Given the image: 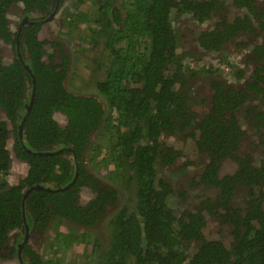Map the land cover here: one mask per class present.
<instances>
[{
    "label": "trees",
    "instance_id": "trees-1",
    "mask_svg": "<svg viewBox=\"0 0 264 264\" xmlns=\"http://www.w3.org/2000/svg\"><path fill=\"white\" fill-rule=\"evenodd\" d=\"M81 1H67L62 9L64 0H0V112L12 124L0 120V244L9 229L18 232L15 244L24 236L23 188L70 185L77 169L68 189L33 190L25 199L30 233L42 235L57 219L55 245L82 244L90 264H264V157L256 163L253 147L245 149L252 134L264 151V56L249 74L231 69L234 83L219 74L224 61L210 59L229 41L231 25L219 20L211 30L200 27L214 14L225 16L220 0H100L94 6ZM18 2L29 20L22 27L21 20L8 18ZM54 11L101 72L98 96L64 85L66 47H52L54 53L46 55L38 36ZM99 43L103 48L94 50ZM199 72L208 77L196 100L190 88L199 85ZM95 132L100 150L90 141ZM171 136L194 141L202 162L180 187L158 177L156 169L195 162L169 145ZM60 147L65 149L33 153ZM13 159L29 166L10 185L6 175ZM86 159L103 163L107 181L85 169ZM223 165L232 169L221 172ZM116 183L135 198L123 201ZM82 186L94 194L84 205ZM64 220L81 230H58ZM100 224L110 229L106 250L89 240ZM53 247L43 257L34 253L31 264H57Z\"/></svg>",
    "mask_w": 264,
    "mask_h": 264
},
{
    "label": "flooded vegetation",
    "instance_id": "flooded-vegetation-1",
    "mask_svg": "<svg viewBox=\"0 0 264 264\" xmlns=\"http://www.w3.org/2000/svg\"><path fill=\"white\" fill-rule=\"evenodd\" d=\"M74 1L77 2L78 0H68L69 4L73 3ZM99 1L100 0H84V1L82 0L81 2L85 3V5L87 4V5L94 6V5H98ZM197 1H202V0H197ZM204 1L209 3L210 1L212 2L213 0H204ZM68 2L64 0L62 9H66L65 7L68 4ZM220 2L224 5L225 16H222L220 14L212 15V17L206 20L203 24L200 23L203 25L200 27V30L201 32H203V31H208V30L215 28V25L216 23L219 22V20H223L225 23L230 24L231 26L229 28V32L232 33V36L229 35L228 36L230 37L229 41L224 43L223 46L220 48V50L215 53H220L222 58H224V55H225L224 62L228 65H230L231 63L230 56L231 55L237 56L239 64H242L243 66L242 69H244L245 72L249 74L253 72L256 61H259V59H261V57L264 56V0H245L244 4H237L234 0H220ZM59 14H60V11L59 12L54 11V16L51 19V22L49 23L48 26L45 27L43 34L38 36V38L40 40L45 41L44 45H45V49L47 50L46 55H48L49 53H54V51L52 50V47L59 48L62 46L61 49L63 50H65L66 48L68 49L69 68L67 69V72L65 73L64 85L68 87L69 89H71L70 85H68V80L71 79L70 66H71V61H72V57L69 53V50L73 48L68 46V44L66 45L64 43V41L62 40L61 33L58 32V30L60 31V26L57 29L58 24H56L54 19ZM8 18H9V21H15V22H18V24L21 20V23H20L21 27L26 22H29V20H27L26 17L22 18L21 2L20 3L18 2L12 6L8 14ZM11 31L14 32L16 31V29H13ZM44 33H45V36H43ZM65 35L68 37L67 34ZM102 48H103V44L99 43L95 45L94 50H101ZM78 49H81L80 46H78ZM224 49H227L228 51L224 52ZM82 53L83 52L81 51V55ZM90 55H91V52H90ZM79 56L80 55L78 54L77 55L78 61H80ZM45 58L46 57H44V59ZM84 58L90 61L89 58L87 57H84ZM240 68L241 67H239V69ZM26 70L29 73H31V75L33 74L30 71L28 66ZM32 77L34 81V76ZM230 82L234 83V80L230 79ZM90 84L94 85V81L90 82ZM33 90H35V85L33 87ZM73 92L77 94L98 96L97 92L94 94H90V93L88 94L86 92H78L75 90H73ZM33 95H34V92H32L30 103L27 106V112L30 110V107L33 101ZM24 119L25 118H23V121ZM0 120L8 121L9 127L12 128V124L10 120L7 118L6 114L3 111L0 112ZM23 121L18 126V134H19L20 140L22 139V135H23L22 133ZM98 135L99 133L95 132L94 135L91 136L90 141L92 144L97 143L102 146L103 143L99 141ZM10 137H11V140L7 142V147L9 149L12 147L11 145L14 141L13 135H10ZM169 140H170L169 145L173 146L175 149L180 151V154L182 156H186V158L195 161L194 164L188 165L186 168L181 167L180 163L182 162L177 163L176 165H173V166L157 165L156 169H157L158 177L161 176L168 181H172L176 187H180L189 178L199 173L202 167V162L200 159L201 157L199 156V153H197L194 149V141L192 140L183 141L181 139L174 138L173 136H171ZM247 141H246L245 149L249 150L250 143ZM102 148L103 146L100 147L98 150ZM63 149H65V147H60L56 150L44 152V153H41V152L39 153L33 152V153L37 155L53 154L55 152H61ZM11 153L12 152H10V155L12 156V158H15ZM263 153L264 151H262V154L258 156V158L256 159V163H259L261 159L264 157ZM28 166L29 164L26 163L24 160L18 161L15 159L14 162L10 165L9 173L6 175V180L8 184L10 185L18 184L19 181L26 175ZM84 166H85V169L90 174H92L94 177L102 181H107L106 180L107 171L103 163L94 165V162L92 163L91 161H89V159H86ZM77 175H78V171L76 169L74 173V177L70 182V185L76 181ZM169 175L175 176L176 179L172 180L171 176ZM70 185L68 184V185H65L64 187H53V186H44L41 184H35V185H31L29 187H25L22 189V192H23L22 193V218L25 224L24 225L25 232L23 234L24 236L20 242H16L15 244L14 242L18 234L17 230L9 229L7 231L6 235L8 239L5 241V243L0 244V264H31L34 253L43 257L45 254H47L50 251V247L53 244L55 246L53 238H54V233L56 229H54L53 224H55V221L57 219L51 222L52 225H50L42 235L35 231L30 233V230L27 227L28 225L26 222V211H25L24 203H25V199L31 194L33 190H46V191L55 192V191L66 190L70 187ZM81 189L82 190L80 191L79 201L81 205H84L88 200H90L94 196V194L90 191L88 186H82ZM130 196L132 198H135L134 191H132V194ZM58 221L62 222V220H58ZM60 224L62 223H59V226H57L58 230L64 229V226H69V225H70V228L76 229V226L74 224H70L69 222L65 220L61 226ZM105 227L107 229V235H108L107 238L110 240V229L107 226ZM26 245H28L29 247L27 248L29 252H26V250L24 249ZM108 246H107V249H108Z\"/></svg>",
    "mask_w": 264,
    "mask_h": 264
},
{
    "label": "rangeland",
    "instance_id": "rangeland-1",
    "mask_svg": "<svg viewBox=\"0 0 264 264\" xmlns=\"http://www.w3.org/2000/svg\"><path fill=\"white\" fill-rule=\"evenodd\" d=\"M68 1V0H66ZM71 2V1H69ZM67 7V5H66ZM55 22L56 24H58L57 29L59 28V26L61 27V30L58 32L61 33L62 35V40L64 41V43L68 46H70L73 49L69 50V53L72 57V61H71V66H70V75H71V79L68 80V85H70L71 89L78 91V92H86V93H90V94H94L96 93V87H95V81H97L98 79H100V71L96 70V65L91 62L88 61V59L84 58L87 57V53L82 51V55H81V50L78 49V43H80L81 41H79L78 38V34L73 31L72 34H67L65 31H69L70 28L68 27H62L60 24L61 21V15H57V17H55ZM190 24L192 27H196L198 25L193 24L190 20H189ZM56 29V28H55ZM54 29V31H55ZM67 34L68 37L65 35ZM228 48V47H227ZM229 49V48H228ZM228 51L227 49H224V52ZM80 55V61H78L77 55ZM93 55H96L92 53ZM212 55L214 56V58L210 59L211 61H214L215 64L220 63V61H224V58H222L220 53H212ZM99 57V54H97L96 56ZM230 65L223 63V65L225 66L224 68H221V71H219V74L222 75L223 77H225V79L230 80L233 79V77L231 75L234 74V70L231 71V69H235L236 67H243L242 64H239L238 61V57L235 55H231L230 56ZM227 68V69H226ZM244 70V69H243ZM203 72H199L198 77L195 78V80L199 79V81H197L196 86H191L190 91L192 92L194 98L197 100L200 98L201 96V92H205L204 91V87L207 86L204 84V79H207V75L202 74ZM94 81V85L90 84V82ZM209 90V89H208ZM207 90V92H208ZM250 137L248 138V141L250 143V146L253 147V153L255 156H260L262 154V148L257 147L254 145L253 140L255 139V136L250 134ZM258 136H260L258 134ZM232 169V166H227V165H223L221 168V172H227L228 170ZM171 176L172 180H175L176 177L173 175H169ZM119 191L121 193V198L123 201H125L127 196H130L132 194V192L130 190L124 189L119 183H116ZM100 224L99 226H97L96 228H94V231L91 233V236L89 238V240L92 241H96L99 246L100 249L103 248L104 250L107 249V246L109 244V239L107 238V229L106 227ZM64 228L67 230L68 228H70L69 226H64ZM75 229V228H73ZM77 230H81V227H76ZM212 235V234H210ZM59 245H55V247H53V250H55L57 253H55V255L59 254V259L57 261V264H90V260H86L82 254L84 253L81 246L82 244H80V247L77 246H71V247H67V245H64L62 242H58ZM49 249V247H48ZM85 249H87V247H85ZM89 253V248L87 250H85V254ZM98 262V261H97ZM93 264H99L94 262Z\"/></svg>",
    "mask_w": 264,
    "mask_h": 264
},
{
    "label": "water",
    "instance_id": "water-1",
    "mask_svg": "<svg viewBox=\"0 0 264 264\" xmlns=\"http://www.w3.org/2000/svg\"><path fill=\"white\" fill-rule=\"evenodd\" d=\"M25 67L27 68V66L25 65Z\"/></svg>",
    "mask_w": 264,
    "mask_h": 264
}]
</instances>
